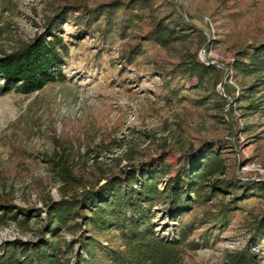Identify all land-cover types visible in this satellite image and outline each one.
Returning a JSON list of instances; mask_svg holds the SVG:
<instances>
[{"label":"trees","instance_id":"obj_1","mask_svg":"<svg viewBox=\"0 0 264 264\" xmlns=\"http://www.w3.org/2000/svg\"><path fill=\"white\" fill-rule=\"evenodd\" d=\"M214 1L208 15L216 26L224 24L216 43H231L229 67L239 87L235 96V88L225 83L224 92L244 116L262 115L264 31L242 29L241 0ZM48 10L42 33L0 56V94H30L62 80L71 48L81 47L89 63L106 60L110 68L159 49L175 58L159 87L165 100L186 99L182 91L194 80L196 88L208 91L207 103L221 110L228 104L218 91L224 70L193 50V39L201 47L207 37L185 21L174 0H49ZM114 50L117 58L111 57ZM165 146L147 161L136 160L129 150L121 158L124 164L114 159L115 165L98 168L89 180L75 175L65 158H48L59 183L58 200L48 198L43 207L32 208L0 197V227L13 223L29 235L2 241L0 264H187L226 233L238 236L241 245L224 250L223 264H259L264 182L230 175L225 152L210 140L179 146L174 162Z\"/></svg>","mask_w":264,"mask_h":264},{"label":"rangeland","instance_id":"obj_2","mask_svg":"<svg viewBox=\"0 0 264 264\" xmlns=\"http://www.w3.org/2000/svg\"><path fill=\"white\" fill-rule=\"evenodd\" d=\"M48 1L0 0V56L42 33ZM87 1L99 4L111 0ZM174 1L185 21L207 37L201 47L193 39L199 59L224 70L218 91L228 101L226 107L221 110L207 103L204 96L208 91L196 88L194 80L182 91L186 99L165 100L159 87L175 58L162 50L147 51L131 65L117 63L110 68L106 60L89 63L81 47L71 48L62 80L30 94H0V197L32 208L43 207L48 198L58 200L59 183L47 161L54 154L70 162L75 175L89 180L97 177L98 168L115 165L113 160L123 158L129 150L136 160L147 161L166 142L165 150L174 162L179 146L188 142L198 145L205 139L225 152L230 175L264 182V114L244 116L224 92L225 83L235 88V96L239 87L229 67L234 60L231 43H216L224 24L216 26L208 15L217 3ZM240 2L245 11L242 29L264 31V0ZM85 43L91 46L89 39ZM111 57L117 58L116 50ZM28 237L13 223L0 227V243ZM240 245L238 236L226 233L214 247L198 250L187 264H223L224 250ZM256 252L259 264H264V244Z\"/></svg>","mask_w":264,"mask_h":264},{"label":"water","instance_id":"obj_3","mask_svg":"<svg viewBox=\"0 0 264 264\" xmlns=\"http://www.w3.org/2000/svg\"><path fill=\"white\" fill-rule=\"evenodd\" d=\"M222 83H223V82H221V83H220V85H219V86H220V88H222Z\"/></svg>","mask_w":264,"mask_h":264}]
</instances>
